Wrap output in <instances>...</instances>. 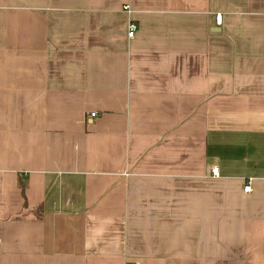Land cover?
Returning <instances> with one entry per match:
<instances>
[{"label":"crops","instance_id":"1","mask_svg":"<svg viewBox=\"0 0 264 264\" xmlns=\"http://www.w3.org/2000/svg\"><path fill=\"white\" fill-rule=\"evenodd\" d=\"M135 263L264 264V0H0V264Z\"/></svg>","mask_w":264,"mask_h":264},{"label":"built area","instance_id":"2","mask_svg":"<svg viewBox=\"0 0 264 264\" xmlns=\"http://www.w3.org/2000/svg\"><path fill=\"white\" fill-rule=\"evenodd\" d=\"M125 9H128V6H124ZM215 21L216 23H220L221 22V14L217 13L216 16H215ZM135 31H136V24L130 22L128 24V31H127V35L128 37H133L134 34H135ZM95 115V112H91L90 113V116H94ZM218 167L217 166H213L212 169H211V173L214 174V175H217L218 174ZM243 190L245 192L247 191H250L251 190V187H250V182H247L246 184H244L243 186ZM135 264H139V263H135Z\"/></svg>","mask_w":264,"mask_h":264},{"label":"trees","instance_id":"3","mask_svg":"<svg viewBox=\"0 0 264 264\" xmlns=\"http://www.w3.org/2000/svg\"><path fill=\"white\" fill-rule=\"evenodd\" d=\"M39 209V208H38Z\"/></svg>","mask_w":264,"mask_h":264}]
</instances>
